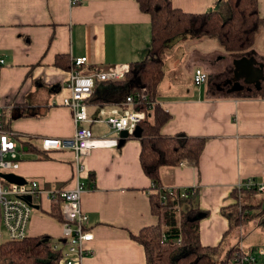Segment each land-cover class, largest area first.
<instances>
[{
    "label": "crops",
    "instance_id": "1",
    "mask_svg": "<svg viewBox=\"0 0 264 264\" xmlns=\"http://www.w3.org/2000/svg\"><path fill=\"white\" fill-rule=\"evenodd\" d=\"M221 1L171 0L175 8L187 13H204ZM256 2L264 19V0ZM151 38V16L140 9L137 0H81L75 4L72 0H0L2 119L7 129L28 137L16 140V174L37 178L47 191L76 185L72 152L46 153L34 140L35 136L74 134L72 111L62 105L70 94L73 60L87 57V63L81 66L87 74L96 69H124L146 58ZM182 39L195 45L188 50L181 47L170 63L173 67L168 68L173 70L183 64L190 84L173 87L166 80L168 60L165 61L155 100L171 118L161 132H184L205 137L207 142L199 161L187 159L178 165L162 166L161 179L164 186L172 188L196 187L201 243L220 246L213 258L225 249L222 264H232V258H228L232 249H264V232L258 243L251 242L258 228L239 231L241 226L230 233L231 222L223 214L224 208L237 204L233 189L241 181L264 183V27L255 45L241 53L226 51L214 38ZM59 56H64L60 65ZM253 59L254 67L247 62ZM196 67L208 72L206 83L195 84ZM236 84L240 87L236 88ZM117 104L88 103L93 121L86 125L94 137L116 138L118 145L97 147L83 158L81 179L87 186L81 206L94 234L93 240L86 243L91 253L84 258V264H147L145 248L135 236L159 222L152 211L153 182L140 162L141 141L118 135L106 122L95 120L102 109L109 111ZM52 200L43 194L34 202L29 237L46 235L63 240V223L52 216ZM260 219L251 222L264 230ZM2 228L5 229L0 214V244L5 240ZM258 263H264V255Z\"/></svg>",
    "mask_w": 264,
    "mask_h": 264
},
{
    "label": "trees",
    "instance_id": "2",
    "mask_svg": "<svg viewBox=\"0 0 264 264\" xmlns=\"http://www.w3.org/2000/svg\"><path fill=\"white\" fill-rule=\"evenodd\" d=\"M137 2L140 9L151 16L152 38L147 56L130 63L121 79L97 80L87 103L101 106L121 103L143 87L155 100L164 77L167 51L178 37L214 38L226 51L241 53L255 45L256 36L264 27L256 0H223L215 9L204 13L184 12L175 8L171 0ZM63 59L64 56L57 57V64H62ZM170 118L168 112L156 105L152 115L140 123V162L153 182L155 191L150 194L152 211L159 222L143 228L135 239L145 248L147 264H215L213 254L220 246L201 243V209L196 187L194 193L189 188H174L167 202H161V192H164L161 167L178 165L187 159L199 161L207 142L205 137L189 136L184 132L162 134V127ZM233 195L238 199L237 204L223 209V214L231 222V229L264 216V194L258 188L237 187L233 189ZM52 201V216L63 222L62 199L57 196ZM57 242L61 247L55 250L53 245ZM66 244L65 239L54 240L46 235L4 240L0 244V264H60ZM237 251L236 248L229 251V260Z\"/></svg>",
    "mask_w": 264,
    "mask_h": 264
},
{
    "label": "built area",
    "instance_id": "3",
    "mask_svg": "<svg viewBox=\"0 0 264 264\" xmlns=\"http://www.w3.org/2000/svg\"><path fill=\"white\" fill-rule=\"evenodd\" d=\"M81 0H72L78 3ZM87 57H78L73 60V69L70 72L68 87L70 94L63 99L62 105L69 107L73 114L75 131L72 136H35L34 140L39 141L41 150L46 153L55 151L72 152V164L74 168V179L76 185L72 188L59 186L52 190H45L37 178H25L24 184L9 183L2 178V173H15L19 166V152L17 139L24 137L13 130L7 129L3 123V110L0 105V214L3 226L7 230L8 238L11 240H22L29 237V225L33 214L34 202L40 200L43 194L51 198L62 199V212L64 216L63 239L67 241L63 251L60 264H84V258L91 253L86 243L94 238L92 229L89 226V216L82 210L81 198L86 189L85 181L81 176L84 170L83 158L91 151L101 146H117L116 138H95L92 129L86 125L93 119L88 113L87 100L92 96L97 80H117L125 76L128 67L124 69L99 70L92 73H83L81 66L87 63ZM4 63V59H0ZM194 82L197 85L206 83L209 79L208 72L202 67H196L193 74ZM157 105L152 99L148 90L143 87L141 90L127 96L124 102L115 105L111 110H101V115L95 118L96 121L106 122L118 135L126 131L128 136L135 134L137 127L145 121ZM149 116V117H150ZM29 140V139H28ZM161 202L164 204L168 196L173 194L174 188L163 186ZM238 188H258L264 194V183L248 179L241 181ZM195 192V187L189 188ZM184 194V193H183ZM189 195V194H188ZM186 195V197L188 196ZM1 237V235H0ZM61 243H54L53 248L58 250ZM264 255V249L259 248L257 252H235L232 264H254Z\"/></svg>",
    "mask_w": 264,
    "mask_h": 264
},
{
    "label": "rangeland",
    "instance_id": "4",
    "mask_svg": "<svg viewBox=\"0 0 264 264\" xmlns=\"http://www.w3.org/2000/svg\"><path fill=\"white\" fill-rule=\"evenodd\" d=\"M193 40H196V39H193ZM193 45L195 44H192V42L190 40H184L182 39L181 37H178L177 39L173 40L172 43H171V46L169 47L168 51H167V54H166V62L168 60V65L166 67V80H168L169 82L172 83L173 87H179L181 88V86H189V81H188V71L187 69L185 68V66L183 64H181L179 67H177L176 69H170L169 70V66L170 67H173L170 65L171 61L172 60H175L176 58V55L178 53V51L180 50L181 47H184L186 50L190 49ZM185 60V59H184ZM167 64V63H166ZM177 74L180 75V78L179 77H176ZM206 86V84L204 85ZM260 220H263L264 221V216L261 217ZM248 227V228H258L257 230L258 233H253L252 236H251V242H256L258 243L257 239L259 237H262V234L261 232H264V230L261 228V226L257 223H254V222H249L245 225H243L241 228H239L238 230L239 231H243L245 230V228ZM5 237L4 239L7 240L8 239V235H7V232L5 231V229L2 228L1 230ZM246 231V230H245ZM234 232V228L231 229L230 233H233ZM250 232V231H249ZM245 233V232H244ZM240 234V233H239ZM240 239H236V242H239ZM259 245V244H258ZM223 248V247H222ZM260 248V246H259ZM248 247L246 248L245 252L249 251L247 250ZM225 252V249L221 250L220 253H217V255H214V259H215V263L216 264H222V260L224 259V257L222 256H225V254L223 255V253ZM222 257V258H221Z\"/></svg>",
    "mask_w": 264,
    "mask_h": 264
},
{
    "label": "water",
    "instance_id": "5",
    "mask_svg": "<svg viewBox=\"0 0 264 264\" xmlns=\"http://www.w3.org/2000/svg\"><path fill=\"white\" fill-rule=\"evenodd\" d=\"M247 62L253 67H254V63H256L254 59L247 60ZM238 87H240V84H236V88ZM121 136L127 137L128 134L126 131H123L121 132ZM141 136H142V127L139 125L135 131L134 137L141 138ZM1 176L9 183L24 184L26 182L23 176L15 174V173H2Z\"/></svg>",
    "mask_w": 264,
    "mask_h": 264
}]
</instances>
